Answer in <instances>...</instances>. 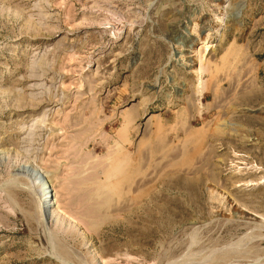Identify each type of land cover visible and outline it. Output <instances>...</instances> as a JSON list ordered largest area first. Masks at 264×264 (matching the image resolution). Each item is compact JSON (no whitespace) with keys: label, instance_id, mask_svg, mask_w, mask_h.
Returning a JSON list of instances; mask_svg holds the SVG:
<instances>
[{"label":"rangeland","instance_id":"rangeland-1","mask_svg":"<svg viewBox=\"0 0 264 264\" xmlns=\"http://www.w3.org/2000/svg\"><path fill=\"white\" fill-rule=\"evenodd\" d=\"M0 264H264V0H0Z\"/></svg>","mask_w":264,"mask_h":264},{"label":"bare ground","instance_id":"bare-ground-1","mask_svg":"<svg viewBox=\"0 0 264 264\" xmlns=\"http://www.w3.org/2000/svg\"><path fill=\"white\" fill-rule=\"evenodd\" d=\"M30 171H29V175L28 176H29L31 181L27 180L28 182L26 181L27 183H25L24 186H22V187L24 189H26L25 191L29 190V193L33 192V195H34V198H35V202L37 204V209H38L37 212L42 217V220L44 222H46V221H48V216H46V215L54 212V209H55L54 208L55 207L54 203L55 202L53 201L52 205L47 209L48 212L45 211L46 207L44 206V201H42L44 199V197L42 196V193H41V190H40V185L46 186L50 182L48 181V176L43 175V173L39 169H37L36 167H31ZM52 186H53V189H54V185L53 184H52ZM54 193H55V190H54Z\"/></svg>","mask_w":264,"mask_h":264},{"label":"built area","instance_id":"built-area-1","mask_svg":"<svg viewBox=\"0 0 264 264\" xmlns=\"http://www.w3.org/2000/svg\"><path fill=\"white\" fill-rule=\"evenodd\" d=\"M40 190L42 196L44 197L42 201H44V206L46 207L45 211L48 212L47 209L52 205L53 201H55L56 199L53 186L51 183H48L46 186L40 185Z\"/></svg>","mask_w":264,"mask_h":264}]
</instances>
